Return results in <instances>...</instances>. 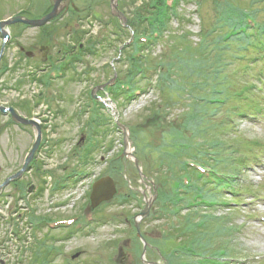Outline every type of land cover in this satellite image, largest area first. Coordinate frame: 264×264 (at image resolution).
I'll use <instances>...</instances> for the list:
<instances>
[{
	"label": "rangeland",
	"instance_id": "rangeland-1",
	"mask_svg": "<svg viewBox=\"0 0 264 264\" xmlns=\"http://www.w3.org/2000/svg\"><path fill=\"white\" fill-rule=\"evenodd\" d=\"M117 1L118 9L134 24L135 29L138 28L140 22L138 23L136 19L139 18V14H146L143 8L148 0ZM74 2L76 11L71 10L58 22L47 25L46 29L50 34L46 37L41 35L39 28L24 30L20 23H13L4 26L14 39L10 46L4 42L0 32V50L5 44L0 67L1 65L9 67L0 76V105L13 108L17 115L37 117L43 124L41 134L47 140L40 149L38 161L43 164L42 178L46 177L49 181L42 195L40 190L43 185L42 179L36 176V170L26 171L21 182L30 181L35 186L34 193L28 195L27 201L19 198V190L11 184L1 190L0 264H28L31 255H35V249L36 255L31 259L42 256L43 261L45 246L48 245H51L50 249L58 247L62 252L51 255L49 259L52 260L51 264H91L92 259H94L92 264H142L143 262L180 264V260L174 259L170 251L183 238V234H179L175 228L188 226V220L183 218L182 222L179 219L188 211L183 210V213L176 217L168 214L167 217L155 222L142 220L141 231L149 244L145 250L142 240L137 236L135 218L145 207V199H149L154 194L156 195L150 209L153 211L167 208L164 203L168 195L166 189L171 192L174 181L183 172L181 159L192 153L189 148L180 151L179 142L187 139L185 133L188 138L192 137L199 127V123L195 121L192 123V128L189 129L187 126L191 121L190 115L197 112L196 100L190 98L188 94L184 96L181 91L184 90V82H181L182 85L177 82L171 89L168 86H163L161 90L154 85L147 86L146 92L137 93L138 97L133 100H121L119 105L112 103L111 110L100 107L97 111L95 107L99 106L91 101L90 93L118 73L122 75V79L125 78L124 72L128 70L119 46L130 41L132 32L125 28L120 30L122 23L116 14H112L110 0H75ZM231 4L251 9L264 24L262 0H233ZM226 5V0H180L179 13L182 21L174 20L170 23V29L164 39L151 50L150 63L162 62L166 67L178 63L176 53L181 46L174 39L175 36H181L183 33L188 35L187 44L194 48H197L203 40L216 39L209 33L212 26L217 25L216 22L221 19L220 10L224 13ZM20 11H24V16H41L49 11V2L0 0V20ZM117 31L119 34L116 33ZM69 42L81 43L85 48L84 57L76 63L74 70L67 73L64 80L62 78L55 81L52 83L54 87L44 89L38 80H34L33 77L36 75H29L28 71L37 70L42 61V53L48 52L47 50L53 59L57 56L62 58L61 44L63 46ZM93 45L95 53L90 54L87 49L93 48ZM25 48L34 51L35 55L30 61L18 59L23 52L21 49ZM180 53H184V50H180ZM189 56L197 58L202 57V54L196 53L197 57ZM245 63L241 62L236 68L232 64L227 67L226 73L232 82L244 84L246 77H249V82L257 80L255 75L257 70L249 73ZM182 64L186 67L185 62ZM257 66L264 67V61H260ZM167 69L169 68H164V72H168ZM151 76H154V80L157 78V75ZM259 85L262 88L259 89L262 95H255L259 97L258 102L264 108V86L261 83ZM206 92L211 96L212 89ZM232 103L236 104V101L232 100ZM20 104L25 105V110ZM251 111L255 113L252 118L236 116V127H223L218 131L216 129L212 134L211 132L207 134L205 146L210 147L212 138L224 139L223 141L228 143L227 146L235 143L234 146H228L230 150L226 149L225 153L237 159L240 146L242 151H245L246 145L256 143V140H259V145H264V115H258L260 111L256 108ZM98 113L100 116L102 114V122L99 123L96 133L105 147L96 151L93 160L90 161L89 167L93 170L94 177L104 171L114 180L119 195L123 193L131 195V191H139V194L135 196L132 194L131 201L125 205L115 204L104 208V212H112L117 220L102 224L95 231L88 229L90 234L93 233L90 236L81 233L73 238H66L62 235L65 232L59 229L56 232L49 231L47 227L34 229L28 223L33 215L61 218L82 209L89 211L87 192L90 181L72 185L74 187L68 191L61 190L58 193L52 192L49 188L55 177L63 175L74 167L76 146L78 142L80 145L87 140L91 129L95 128L91 119L99 115ZM217 117L218 115L215 117L216 120ZM43 118L48 119V124H44ZM206 119L201 130L204 128L203 125L207 128L215 125V119L211 117ZM118 121L127 128L131 151L139 160L143 177L135 167L134 157L120 159L119 162L112 161V158L124 148L123 128L115 126ZM202 135L198 133L197 143L205 140L206 135ZM34 136L31 127H23L12 122L10 113H0V185L22 170ZM259 145L254 151L262 150ZM246 150L248 151L249 148ZM181 152L186 154L178 155L177 158L171 156ZM250 159L248 164L250 167L245 170L235 165L226 167L224 164L218 165L223 171L242 173L241 179L238 180L241 193L237 197L245 203L232 209L226 208L225 205H219L215 210H207L206 207L195 209L201 215L221 218L224 222H212L210 231L207 226L204 232H193L191 239L197 240L196 246L202 251H214L219 247L231 246L237 256V264H242L241 259L248 260L246 264H264V221L260 220V216L264 215V151L258 157L252 155ZM162 185H165V188ZM223 192L231 204L233 197L229 195L230 192L225 190ZM253 199L256 203L250 208L249 202ZM19 207L27 209L23 222H20L21 219L18 220L15 215V210ZM205 211L207 214L204 213ZM198 218L197 216L194 219L196 221L194 224L199 222ZM95 225L93 224V227ZM216 228H221L222 231L217 234ZM14 230L21 238L13 233ZM188 236L190 237V234ZM37 241L44 245L42 250Z\"/></svg>",
	"mask_w": 264,
	"mask_h": 264
},
{
	"label": "trees",
	"instance_id": "trees-1",
	"mask_svg": "<svg viewBox=\"0 0 264 264\" xmlns=\"http://www.w3.org/2000/svg\"><path fill=\"white\" fill-rule=\"evenodd\" d=\"M262 1L264 2V0ZM179 2L180 0H173V4L169 5L167 3V0H151V3H149V7L152 4L154 7L152 6L153 8L150 9L148 7H144L143 11H145L146 14L149 13L148 16L154 23H151V27H148V29L147 26L142 23L140 25V27L142 28L141 30L152 31L155 29L159 31V33H162V35H165V32H168L170 29V20L172 19V17H178V20L182 21L181 14L177 10ZM231 3H233V0H226V4ZM236 8L225 6V15L221 20L216 22L217 25L212 26V30L209 34H212L214 37H216V39H213V41L208 39L203 40L197 48H194L193 46L187 44V33H183L181 36H175L176 39H174V41L176 43L178 42V45L181 46L176 53V57L177 59H179L177 60V62L180 64H169L166 67L162 62H160V66H162L163 68H169L167 69V80L163 86H168L169 89H171L176 85L177 82L179 84H181V82H184V90H181L183 92V95L186 96L188 94L190 98L196 100L195 108H197V112L190 115L191 121H189L187 126L190 129V127L192 128V123L194 121L198 122L199 127H197V132L201 133V135H206L205 140L203 139V142L197 143L196 138L198 136V133L196 131V133H193V136H190L189 138L185 133V138H187L188 140L185 139L179 142L180 151L189 148L190 153L192 151V156L197 157L201 161L214 164V166L224 164L225 167L228 165H235V167H239L241 166V160L238 156L237 159H235V157L232 155H226L225 151L226 149L230 150V146H227L228 143L224 142V139L220 140L212 138L213 141L210 142V147H206L205 143L207 142V134H210V132L212 134V132L216 131V129L218 131L223 127L230 126L226 119L227 114L245 108V110L248 111L250 115H254L255 113L251 110L255 108L259 109L261 106V104H259L258 102L259 97L256 96L258 95L257 91L250 88L249 77H246V82L240 85L236 82H232V80L229 79L226 73V69L227 67H229V65L232 64L236 68L240 65L241 62H246L244 65L247 66V71L251 73L253 70L255 71L256 68L259 67L257 66L260 62L259 59H262L264 57V24H261L262 38L261 41L258 42L256 39L251 37L249 31L246 28L247 25L245 24V16L241 14L242 12L244 13L249 11L253 15L257 16V13L251 11V9L242 8L238 5H236ZM229 27L232 28L231 33H228L227 29ZM244 28L245 30H243ZM162 39H164V36ZM184 45H186L187 47H185ZM180 50H184V53H180ZM196 53H201L202 57H197ZM189 55L193 57L195 56L197 58H192ZM227 58L228 60H226ZM150 62L151 61L148 58L147 62L145 64L144 62H142L141 65H144L145 67L147 65H150ZM183 62L186 63V67L183 64L181 65V63ZM177 67L180 68L177 69ZM133 73H136L135 70ZM178 77H180V81H178ZM211 89V96L207 95L209 93L206 91ZM232 100L236 101V104H233ZM217 115L218 120L215 119ZM208 117L216 120V122L214 121L215 125L211 127L209 126L208 128L207 126L203 125L204 128L201 130L203 121H206V118ZM212 128L214 130H212ZM202 136L204 138V135ZM255 146L256 144L254 143L246 145V149H254ZM246 149L245 151H242L240 146V149H238V153L241 152L242 154H248L250 151H247ZM181 153L176 154L174 158H177L178 155H181ZM230 157H232V161H230ZM41 169L42 165L40 162H38L35 166V174L36 176L38 175V178L42 177ZM28 184H30L29 181L22 182L18 185V187H20L21 190L23 186L25 187ZM187 199L191 201L192 195L188 196ZM197 216L199 218L202 217V221L204 222L201 227L194 224V219ZM183 218L188 220V226H177V228L175 229L178 230L177 232L179 234H183V238H186L188 240H190L192 238V235H194L193 232H204L207 226L208 230L210 231L212 222H224V220H222L221 218L204 216L195 211H189L185 216L179 218L180 221L183 222ZM184 231L188 232L190 234V237L188 236L189 234L185 233ZM221 231V228H216L217 234H219V232ZM194 241L196 242L197 240L194 239ZM40 250L42 249L40 248ZM34 252L36 255V249L34 250ZM34 260L40 262L41 259L37 256V258H35Z\"/></svg>",
	"mask_w": 264,
	"mask_h": 264
},
{
	"label": "water",
	"instance_id": "water-1",
	"mask_svg": "<svg viewBox=\"0 0 264 264\" xmlns=\"http://www.w3.org/2000/svg\"><path fill=\"white\" fill-rule=\"evenodd\" d=\"M51 4L53 5L52 10L45 14L44 16L40 17V18H36V19H28V18H23L21 16H16L7 20H3L0 22V27L2 28L4 25L9 24L11 22H17V21H22V22H26L31 24L32 26H41L51 20H53L55 17H57L62 11H64L70 3V0H50ZM111 7H112V11L121 19H123L124 21H126V17L124 15H122L120 13V11L118 10V1L117 0H111ZM12 115L14 117V119L16 121H20L24 124H30L33 127H36L37 129V134H36V141L26 159V162L24 164L23 169L18 173V175L22 174L23 171L27 168L29 162L31 161V159L33 158L34 153L36 152V150L39 147V144L41 142V128L39 126V124L33 120V119H25L20 117L19 115H17V113L15 112V110H12ZM123 130H124V134H125V138H126V144H127V150H125V153H127L130 156H134L132 154V152L128 151V131L126 129V127L124 125H122ZM134 162L136 164V167L138 169V171L140 172V175L143 177V172H142V168L139 165V160L134 157ZM9 182V179L4 183L7 184ZM2 186H0L1 188ZM116 191L115 187H114V181L112 180V178L107 177L105 179H102L101 181H99V183L97 184L95 191H94V195H93V202L94 204L102 201L103 199H107L109 198L112 194H114ZM152 204V200H147V206H146V213L149 211L150 207ZM136 226L138 229V233L141 236V231H140V224L139 221L137 220L136 222ZM147 243L145 242L144 248H146Z\"/></svg>",
	"mask_w": 264,
	"mask_h": 264
},
{
	"label": "flooded vegetation",
	"instance_id": "flooded-vegetation-1",
	"mask_svg": "<svg viewBox=\"0 0 264 264\" xmlns=\"http://www.w3.org/2000/svg\"><path fill=\"white\" fill-rule=\"evenodd\" d=\"M19 14H24V12L23 11H20L19 12ZM27 16V15H26ZM19 24V23H18ZM21 24V28H23L24 30H26V29H30V27L29 26H27V25H25V24H23V23H20ZM46 27H47V25L46 26H42V28H39L40 29V33H41V35H44L45 37L46 36H48V34H50V33H48V31H47V29H46ZM10 35H11V38L13 39V37H12V34L10 33ZM14 40V39H13ZM42 49H44V48H42ZM23 52L21 53V55L18 57V59L20 58V59H23V60H27V61H30V58H32L33 57V55H35L34 54V51L33 50H31V49H29V48H25V49H21ZM48 52H44V54L42 53V63L44 62V61H47L48 60V57H49V59L51 60V55H49L50 54V52H49V50H47ZM42 63H39V68H40V72H42V74H45L46 73V71L49 69V68H45V67H43L42 68Z\"/></svg>",
	"mask_w": 264,
	"mask_h": 264
}]
</instances>
